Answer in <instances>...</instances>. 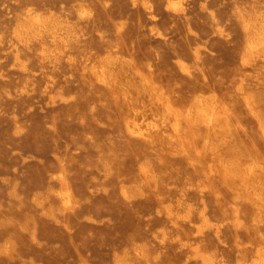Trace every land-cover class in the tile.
Wrapping results in <instances>:
<instances>
[{"label":"rangeland","instance_id":"obj_1","mask_svg":"<svg viewBox=\"0 0 264 264\" xmlns=\"http://www.w3.org/2000/svg\"><path fill=\"white\" fill-rule=\"evenodd\" d=\"M262 18L264 0H0V264H258Z\"/></svg>","mask_w":264,"mask_h":264},{"label":"bare ground","instance_id":"obj_2","mask_svg":"<svg viewBox=\"0 0 264 264\" xmlns=\"http://www.w3.org/2000/svg\"><path fill=\"white\" fill-rule=\"evenodd\" d=\"M247 30L249 31V33H252V35H254L253 38L249 42V48L252 51H254L255 49L259 47V45H261L262 41L264 40V18L260 19L258 23L247 27ZM200 111L202 115L201 123L204 124V126L207 129H213L219 122V119H220L219 112L214 108L208 109L205 107L201 108ZM130 131L133 134H136L139 136H145V134L141 131H135L133 129H131ZM263 131H264V127H263ZM68 202L69 201H67V203ZM197 256L202 257L205 264H208V261L205 258V256L200 255V254H197ZM258 264H264V256L260 258V261L258 262Z\"/></svg>","mask_w":264,"mask_h":264}]
</instances>
